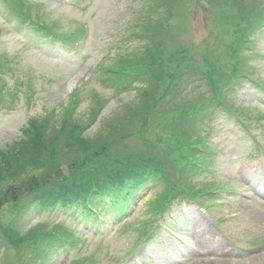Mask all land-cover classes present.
Returning <instances> with one entry per match:
<instances>
[{"label":"rangeland","instance_id":"obj_1","mask_svg":"<svg viewBox=\"0 0 264 264\" xmlns=\"http://www.w3.org/2000/svg\"><path fill=\"white\" fill-rule=\"evenodd\" d=\"M151 1L72 0L70 4V0H0V87L7 85L10 92L6 93V99L14 101L8 102L10 105L6 108L0 106V227L7 226L15 217L16 211L12 210L15 204L10 198L19 194V191L13 194L14 189L17 190L15 186L33 177L49 176L55 167L68 165L73 159L79 161L78 172L70 182H60L58 188L89 182L92 175L105 171L103 162L107 157L100 153L106 141L112 142L110 150L114 152L120 135L125 134L127 138V151L124 145L117 146V150L125 152L127 160L140 155L130 153L131 150L152 151L161 159L167 156L174 166L187 162L191 151L188 141L176 132L177 113L175 120L167 124V115L175 112L174 107L182 103L184 113L200 112L196 106L212 97L213 82L230 77L227 74L233 73L236 66H243L247 74L251 72L264 83V31L256 33L252 41L256 25H250L254 21L252 4H258L264 11V0H244L249 8L242 16L245 7L242 0L236 3L234 0H186L176 12L177 21L165 17L164 24L159 26L160 43L139 35H144L148 29L141 25L151 19L152 9L147 5ZM21 3L31 11L32 23L39 25L37 30L31 28V23L21 21L23 15L16 11L15 5ZM241 21L243 30H235L237 27L232 23ZM83 24L88 26V35L77 42L76 47L66 49L61 44L45 46L41 42L78 33ZM35 31H40V35ZM247 32L252 50L240 42ZM235 44L239 45L238 52L245 54L244 62L232 53ZM146 47L153 49L150 52ZM142 62L155 67L151 73L153 78L141 70L143 67L138 63ZM124 67L126 70L119 75L110 71ZM166 68L172 69V76L160 82ZM135 75L146 77L153 89L145 84L146 80L131 82L130 78ZM245 81L246 87L242 90L239 84L226 86L221 92L222 102L214 106L229 104L240 119L242 116L248 120L247 124L252 126L249 130L241 126L245 131L241 133L238 119L224 107L209 108L208 114L198 117L190 129L195 128L190 132L197 138H205L204 152L197 150L199 158L207 157L206 152L215 153L214 165L208 164L206 169L210 170L196 174L194 181L197 185L217 188L216 184L220 183L224 187L205 196L207 211L197 204H184L185 224L178 220L170 225V228H178L173 236L170 228L163 229L168 242L170 238L175 239L170 241L172 250L166 258L159 257L161 248L155 245L151 253L160 261L152 264H264V206L253 196L254 191H258L254 184L261 178L248 177L253 164H261L259 170L264 172V155L256 153L261 150L259 146L256 151L253 148L257 141L264 140V123L258 124L252 119L264 113V102L257 99L259 94H264L247 79ZM179 84L184 89L182 95L174 100L168 98L166 94L171 86ZM74 89L78 90L79 102L74 120L69 122L64 117H69L67 107ZM217 101L213 99V103ZM101 102L105 104L98 121L83 136L74 129L69 135L72 125L87 123L90 112ZM146 105L149 107L142 110ZM154 113L166 115L158 118ZM42 122L49 127L47 138L63 128L69 129L60 139L62 155L44 160L49 163L37 164V150L42 144L36 142L35 135L42 132ZM33 146L37 149L31 151L34 158L31 160L26 154L24 164L7 174L3 166H8L9 156ZM114 158H118V153L114 152ZM215 165L218 166L217 176L211 171L216 170ZM64 172L69 174L66 168ZM260 172L257 170L254 174L257 176ZM13 184L14 188L4 196L1 188L6 185L7 190ZM161 187L157 185L151 195H146L135 206L127 229L121 231L118 226L110 225L101 236L95 231L80 251L67 250L66 246L51 252L38 243L42 224L52 226L56 219L69 222L67 214L61 217L58 211L51 209L42 212L26 209L21 220L26 223L18 222L15 217L14 226L19 228L14 230V235L22 234V242H31L33 246L26 250L10 241L14 235H6L9 239L6 240L0 232V264H82L86 258L92 262L102 260L98 264H134L132 259L124 261L122 256L133 250L139 231L144 232L145 224L153 220L152 205ZM25 202L26 199L22 201ZM177 214L175 208L173 215ZM172 220L171 216L168 221ZM72 226L85 236L86 223L74 222ZM183 238L186 239L183 245L177 243ZM89 252L92 253L79 257ZM139 255L149 259L147 253L139 251ZM43 256L46 257L41 260ZM74 259L78 262L74 263Z\"/></svg>","mask_w":264,"mask_h":264},{"label":"trees","instance_id":"obj_2","mask_svg":"<svg viewBox=\"0 0 264 264\" xmlns=\"http://www.w3.org/2000/svg\"><path fill=\"white\" fill-rule=\"evenodd\" d=\"M238 0H234V3H236ZM153 2H155V3H159V2H163L162 0H153ZM158 10H161V8H158ZM29 13H27V15H28ZM149 17H146V19H148ZM153 20L154 19H151V20H149V21H147L146 23H143V27H149L150 26V24H152L153 23ZM146 50L147 51H149L148 50V47H146ZM139 64H141V65H143V64H145V65H148L149 63H144V62H142V63H139ZM182 119V115H180V117L177 119V121H180ZM173 120V119H172ZM174 121V120H173ZM65 134H67V133H65ZM35 139H36V142L38 143V141H37V138H36V136H35ZM48 142H49V140L48 139H46L45 138V140H44V138L43 137H41V139H40V143L42 144L41 145V147L40 148H43V147H46V145L48 144ZM37 145V144H36ZM32 150H37L36 149V147L35 146H33V147H31V149H29V150H27L26 148L25 149H22L21 151H19V152H17V153H15V154H13V155H11V156H9V158L7 159V165L8 166H3V168H4V170L7 172V174H10L11 173V171H12V168H20L21 167V165L22 164H24V163H22V162H24V161H26V160H23V159H25V157H26V154H28V158H31V160L34 158L33 157V154H32ZM39 151L37 150V153H38ZM151 154H147V155H143V161H145V162H148V163H154V164H161V163H164V160L163 159H161L159 156H157V154L156 153H153V152H150ZM153 153V154H152ZM61 155H62V153H61ZM140 156V155H139ZM123 156H120V157H118V159H116V158H114V159H107L106 160V165H109V164H113L114 165V167L115 168H119V166L122 164V162H123V160L121 159ZM109 158H112V156H110ZM30 160V159H29ZM79 161L78 160H75V159H73V160H70L69 161V165H71V166H74L72 163H75V165H76V167H75V169L77 170V168H78V163ZM57 169V168H56ZM56 169H54V171L56 170ZM12 180H13V178H12ZM126 181L127 179L125 178V177H118L116 180H114V181H112V185L113 186H115V187H117L121 182H123V181ZM106 185L107 184H109V183H105ZM130 184H132L131 182H130ZM132 186V185H131ZM87 187H83V189H86ZM83 191H88V190H83ZM68 194V193H67ZM61 201L63 202V199H61ZM113 205H114V207H116V206H120V205H122V202H120V200H119V198H115V201H114V203H113Z\"/></svg>","mask_w":264,"mask_h":264}]
</instances>
